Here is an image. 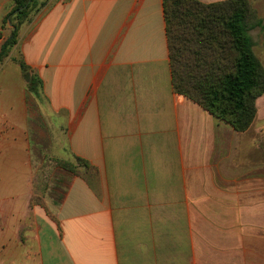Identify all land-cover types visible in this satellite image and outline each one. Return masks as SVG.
I'll list each match as a JSON object with an SVG mask.
<instances>
[{"label":"crops","instance_id":"1","mask_svg":"<svg viewBox=\"0 0 264 264\" xmlns=\"http://www.w3.org/2000/svg\"><path fill=\"white\" fill-rule=\"evenodd\" d=\"M250 129L174 92L163 0H49L0 66V264H264V201L221 195Z\"/></svg>","mask_w":264,"mask_h":264},{"label":"trees","instance_id":"2","mask_svg":"<svg viewBox=\"0 0 264 264\" xmlns=\"http://www.w3.org/2000/svg\"><path fill=\"white\" fill-rule=\"evenodd\" d=\"M44 5L13 0L6 18L12 30L1 46L0 66L17 45L21 27ZM163 8L174 92L236 132H247L257 117V100L264 95V68L250 36L249 17L255 15L251 1L163 0ZM16 62L26 73L25 62ZM77 164L91 168L79 158ZM76 165L60 163L75 175Z\"/></svg>","mask_w":264,"mask_h":264},{"label":"rangeland","instance_id":"3","mask_svg":"<svg viewBox=\"0 0 264 264\" xmlns=\"http://www.w3.org/2000/svg\"><path fill=\"white\" fill-rule=\"evenodd\" d=\"M250 1L255 12V15L251 14L249 17L250 36L254 43V53L264 68V0ZM44 3L48 4L49 0ZM258 21H261V24L257 23ZM257 111L258 115L250 131L243 136V144L240 142L239 147H235L234 168L227 169L228 179H232L233 183L232 185L228 183L227 189L221 195H251L250 198H259V200H253L254 202L264 201L262 199L264 196H260L264 195V95L257 100ZM241 145L242 152L239 150ZM45 155V161L39 171L37 187L42 194L40 202L43 208L51 218H54L58 201L62 197L61 191H56L52 186L53 171L57 164L54 159ZM90 174H92L91 171Z\"/></svg>","mask_w":264,"mask_h":264}]
</instances>
